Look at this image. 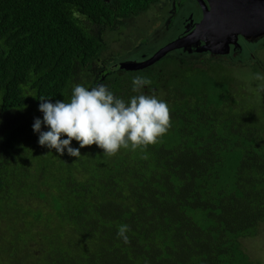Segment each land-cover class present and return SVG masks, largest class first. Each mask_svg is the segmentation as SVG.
<instances>
[{
    "label": "trees",
    "instance_id": "1",
    "mask_svg": "<svg viewBox=\"0 0 264 264\" xmlns=\"http://www.w3.org/2000/svg\"><path fill=\"white\" fill-rule=\"evenodd\" d=\"M154 1L0 0V264H256L243 243L264 225V101L241 106L233 79L209 71L221 61L106 71L95 27ZM136 76L152 84L133 91ZM76 84L156 95L171 127L114 155L50 151L32 127L39 98L67 101Z\"/></svg>",
    "mask_w": 264,
    "mask_h": 264
},
{
    "label": "clouds",
    "instance_id": "2",
    "mask_svg": "<svg viewBox=\"0 0 264 264\" xmlns=\"http://www.w3.org/2000/svg\"><path fill=\"white\" fill-rule=\"evenodd\" d=\"M151 84V79L146 76L132 79L133 91ZM39 99L43 118H35L32 126L38 134V143L60 155L66 151L77 159L82 156V148L94 144L108 155H114L122 148L135 150L155 144L171 127V109L166 100L143 93L126 100L105 84L93 87L76 84L67 101ZM73 140L79 147L72 146ZM129 231L127 224L121 225L118 238L127 243Z\"/></svg>",
    "mask_w": 264,
    "mask_h": 264
},
{
    "label": "flooded vegetation",
    "instance_id": "3",
    "mask_svg": "<svg viewBox=\"0 0 264 264\" xmlns=\"http://www.w3.org/2000/svg\"><path fill=\"white\" fill-rule=\"evenodd\" d=\"M106 1L111 2L114 0H106ZM222 1L223 0H181L180 3L178 4L177 0H155L154 2H152L153 5L149 7L147 11L145 12L143 11L135 16H131V17L127 16L125 17L123 23H118L119 19L117 20L115 19L113 22L114 25L111 27H107L103 34H101L100 32L101 27L96 26L95 29L97 32H99V36H101L100 40L102 44L108 50L110 48H113L114 46L113 44L115 43L121 44L123 42H126V43L132 42L131 47H135V49L140 48V51L136 53L132 50L136 56L128 60H127V57L125 56V59L126 61L132 60V61H140V62H146L158 50L160 49L162 50L163 48H165L167 45L171 44L175 40L186 38L192 35L189 40L188 48L185 49V47H181V48H176L175 50L167 51L162 59L152 63L151 65L145 68H141L139 70H143V69L147 70L151 68L152 71H154L155 69L158 68V72H162L163 71L162 66L164 65L163 60L168 61V59L171 57H176L178 59L184 58L186 60H189L192 66H199V67H204L205 69H207L210 66V64L209 66H207L208 60L212 61L213 64L219 61H221L222 64H225L223 62H225L226 58H229V57L228 56L223 57L220 54L213 53L211 48H214L216 45L208 43L206 39L207 32L216 31L215 26H208L207 32L203 34L202 38H200L199 36L198 40L194 36V33L199 23L202 21V19H204L205 16H206L205 21H207L212 17L216 8L220 7L219 8L220 11H222V8L224 9V3H222ZM170 2L174 3L173 6H169ZM159 4H162L161 6L162 9L158 6ZM160 9L164 11L165 13L164 14L163 12L161 13ZM147 13L148 14L153 13V15L160 21H162L164 17H165V20L169 17L168 23L172 24L176 28V33L174 34V36L172 37L170 41L167 40L164 43H159L158 46H156V48L151 51H144L142 49V44L147 43L148 39L145 38L144 42L138 41L137 40L138 32L135 31V29L139 27L138 23L136 22V19L140 15H144ZM129 30H131V35L126 34L127 31ZM257 32L259 33V31ZM259 34L261 35L260 38L262 39V41H264V30H261ZM252 39L255 40V37L253 36ZM108 41L110 43H107ZM242 42L246 44H255V43H252L244 39L243 35H239L236 43L230 44L231 46H230L229 53L233 55L235 53L238 54L242 52ZM214 51H217V49H215ZM108 58H109V61H107V64L111 70L110 69L106 70L107 73L109 74L114 71L117 74L122 73L123 72L122 70L125 68L120 69L121 68L120 64L122 62H125V60L115 61V59L118 58V55L113 54V51H111V53L108 54ZM103 61H105V58L102 59V62ZM214 68L215 67L213 68L210 67L209 71L213 73L212 70Z\"/></svg>",
    "mask_w": 264,
    "mask_h": 264
},
{
    "label": "rangeland",
    "instance_id": "4",
    "mask_svg": "<svg viewBox=\"0 0 264 264\" xmlns=\"http://www.w3.org/2000/svg\"><path fill=\"white\" fill-rule=\"evenodd\" d=\"M180 1L181 0H177V3L179 4ZM173 4V2H170L169 6H173ZM158 6L161 8L162 4H159ZM161 9V13L163 12L164 14L165 12ZM136 22L139 25V27L135 29V31L138 32L137 40L144 42L145 38L148 39L147 43L142 44V49L144 51H151L155 49L159 43H164L167 40L170 41L176 33L175 26L168 23L169 17L166 20L164 17V19L160 21L153 15V13H147L140 15L136 19ZM126 34L131 35V30L127 31ZM251 39L249 41L255 44H246L242 42V52L238 54L235 53L231 55L230 53L223 54L221 52H213L215 54H220L223 57H229L223 62L226 64L223 71L220 69L216 72L213 71V73L217 78L227 77V79H233L232 86L234 91L237 92L235 99L241 104V106H243V103L245 102L249 105L262 107L263 103L261 101H264V78L261 77H264V41H262V39L259 40V38L256 40ZM107 43L110 42L108 41ZM113 45V48L109 49L110 52H107V55L113 51V54L118 55V60H125V62V56L127 57V60L132 59L136 56L134 52L137 53L140 51V48L135 49V47H131L132 42H123L121 44L115 43ZM107 55L105 56V59L107 58ZM254 71L258 72L256 73ZM251 75L253 77H251ZM258 79H260L261 82H259ZM245 81H248L247 89H245ZM250 81L252 82V89L249 88ZM239 86L243 87L242 91H240L241 88H239ZM249 89L252 90L251 94L246 91ZM255 96H260V98ZM243 244L247 253L256 264H264V225L260 228L255 237H247Z\"/></svg>",
    "mask_w": 264,
    "mask_h": 264
},
{
    "label": "water",
    "instance_id": "5",
    "mask_svg": "<svg viewBox=\"0 0 264 264\" xmlns=\"http://www.w3.org/2000/svg\"><path fill=\"white\" fill-rule=\"evenodd\" d=\"M222 3H224L222 11L219 10L220 7L216 8L209 20L205 21V16L199 23L194 33L197 40L199 36L202 38L203 34L207 32L208 26H215L216 31L207 32L206 39L208 43L216 45L211 48L212 52L226 54L230 51V44L236 43L239 35H243L246 40L253 38V36L255 40L261 39L259 33L264 30V0H223ZM191 36L175 40L162 50H158L146 62L126 61L122 62L120 66L126 70L145 68L162 59L167 51L181 47L188 48ZM215 49L217 51H214Z\"/></svg>",
    "mask_w": 264,
    "mask_h": 264
}]
</instances>
